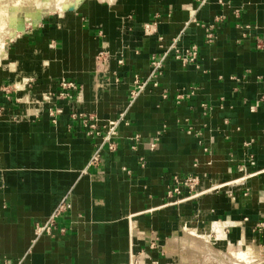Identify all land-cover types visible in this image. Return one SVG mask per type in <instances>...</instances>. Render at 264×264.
Returning <instances> with one entry per match:
<instances>
[{"label":"crops","instance_id":"0c3cea01","mask_svg":"<svg viewBox=\"0 0 264 264\" xmlns=\"http://www.w3.org/2000/svg\"><path fill=\"white\" fill-rule=\"evenodd\" d=\"M69 8L44 14L7 54L3 45L0 264H185L192 227L221 250L264 248V0ZM174 38L197 47L196 64L174 58ZM135 80L146 85L130 102ZM121 113L112 149L102 136ZM175 175L198 176L206 191L168 198ZM63 198L70 208L36 236Z\"/></svg>","mask_w":264,"mask_h":264},{"label":"built area","instance_id":"2783aa9c","mask_svg":"<svg viewBox=\"0 0 264 264\" xmlns=\"http://www.w3.org/2000/svg\"><path fill=\"white\" fill-rule=\"evenodd\" d=\"M214 38V33L212 32V29L206 28V35L205 39L206 42L210 43L212 42ZM176 40L177 38H174L172 40V43L169 47V49L173 50L174 52V58L178 60L183 66L188 65V64H196V59H197V47L195 45L190 46L189 48L185 50H179L176 47ZM167 51L163 52L160 56L153 57L151 60V73L149 78L150 79H156L158 74H160L161 68L163 66V61L165 57L167 56ZM107 54L105 51H100L98 52L96 59L100 62V65H105L107 61ZM60 85L63 88H72L75 89L76 85L72 81H67L65 79H62L60 81ZM146 85V82H138V80H135V86L130 92V102H133L136 100V98L140 95V93L143 91L144 87ZM154 86H157V82H153ZM177 99H180L182 97L181 94H178ZM50 114H53V112L50 111ZM124 113L120 114V117L118 120H113L108 122V127L107 131L105 134L102 136V140L104 142H107L109 145V148H114V143L112 141L113 136L116 134V126L118 124V121L122 120ZM92 119V118H90ZM85 126L88 127V134H96L99 135L100 132L97 130L96 125L94 123H89L88 121H84ZM138 137V136H136ZM154 144H152V147ZM98 154L97 152L94 153L92 156L90 162L94 163L97 161ZM250 164H254L253 160H250ZM199 183L200 179L198 176L195 175H185V176H179L175 175L173 177V184L172 186L167 190L166 196L168 198H172L174 195H179L183 191L187 192V196L184 199H190V198H195L201 194H203L206 190L199 188ZM177 200V199H176ZM175 200V201H176ZM70 208V202L67 200V198H63L61 202L57 205V207L54 209L53 213L51 214L50 218L48 221H46L43 224H37L35 227V234L36 236H39L42 233H47L50 234L54 223H55V218H57L59 215L63 214L65 211H67ZM61 230H64L61 228Z\"/></svg>","mask_w":264,"mask_h":264},{"label":"rangeland","instance_id":"374dc122","mask_svg":"<svg viewBox=\"0 0 264 264\" xmlns=\"http://www.w3.org/2000/svg\"><path fill=\"white\" fill-rule=\"evenodd\" d=\"M40 5L41 7H44L45 15H46V13H48L49 11H46V7L45 4L43 3V0ZM0 20H1L0 23L2 25L5 24L3 25L4 27L0 26V39H1L0 45H5L6 47L5 50L7 54L8 48L12 45V42L10 41H13L16 36L15 37L12 36L11 33L9 32L10 27L8 20L5 18H0ZM30 26L31 25L27 24L26 28L27 27L30 28ZM26 28L24 30H26ZM23 31L19 33L22 34ZM19 33L17 34V37L20 35ZM195 229L194 227L188 229V234H190L195 238L193 241H190L191 243L189 242L190 244L188 243L189 246H180L182 255H184V258L187 257V261H185V264H264V248H261V246H254L249 242H245L246 243L245 246H242V244H238L234 246L229 245L230 247H228L226 250L225 249L221 250L216 246L211 245L209 242L207 241L205 242L206 240L205 236L201 235L200 233H197ZM204 230L205 231L212 230L215 233V237L216 240L218 241V244L221 246H227L225 245V242L224 244H221L222 237L219 234L220 232L223 233L221 225L211 224L204 227ZM223 239H224V233H223ZM240 249L246 251L245 257L244 256L241 258L239 257L238 252Z\"/></svg>","mask_w":264,"mask_h":264},{"label":"bare ground","instance_id":"6f19581e","mask_svg":"<svg viewBox=\"0 0 264 264\" xmlns=\"http://www.w3.org/2000/svg\"><path fill=\"white\" fill-rule=\"evenodd\" d=\"M77 1L78 0H43V3L45 4L46 11L56 12L75 5ZM41 3L42 0H0V18L8 20L10 27L9 32L12 36H17L19 32L26 28L27 24L34 25L36 21L45 14V9L41 7ZM3 25L1 24L0 26L2 27ZM2 53L3 45H0V57ZM238 255L240 258L243 256L245 257L246 251L240 249Z\"/></svg>","mask_w":264,"mask_h":264},{"label":"water","instance_id":"95a60500","mask_svg":"<svg viewBox=\"0 0 264 264\" xmlns=\"http://www.w3.org/2000/svg\"><path fill=\"white\" fill-rule=\"evenodd\" d=\"M69 9H72L71 7Z\"/></svg>","mask_w":264,"mask_h":264}]
</instances>
